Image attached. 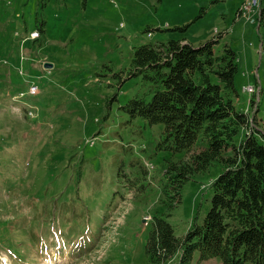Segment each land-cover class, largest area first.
I'll list each match as a JSON object with an SVG mask.
<instances>
[{"label":"rangeland","instance_id":"obj_1","mask_svg":"<svg viewBox=\"0 0 264 264\" xmlns=\"http://www.w3.org/2000/svg\"><path fill=\"white\" fill-rule=\"evenodd\" d=\"M248 2L0 0V264H155L146 218L177 238L202 222L222 167L174 203L165 173L184 155L159 150L163 127L123 109L152 97L128 72L140 46L216 37L215 55H236L237 109L264 121V26L255 10L239 16Z\"/></svg>","mask_w":264,"mask_h":264},{"label":"trees","instance_id":"obj_2","mask_svg":"<svg viewBox=\"0 0 264 264\" xmlns=\"http://www.w3.org/2000/svg\"><path fill=\"white\" fill-rule=\"evenodd\" d=\"M258 22L264 26V7ZM217 43L213 37L198 47L185 40L143 45L131 60L130 77L141 76L152 97L132 99L123 109L131 118L163 127L159 150L184 155L165 173L174 203L192 176L214 163L222 167L211 183L208 212L183 237L153 218L145 253L155 264L177 254L179 264H191L195 253L199 261L264 264V121L258 108L237 109L236 55L229 46L215 55Z\"/></svg>","mask_w":264,"mask_h":264},{"label":"built area","instance_id":"obj_3","mask_svg":"<svg viewBox=\"0 0 264 264\" xmlns=\"http://www.w3.org/2000/svg\"><path fill=\"white\" fill-rule=\"evenodd\" d=\"M256 0H252V4H255ZM247 91L251 92V89L249 88Z\"/></svg>","mask_w":264,"mask_h":264}]
</instances>
